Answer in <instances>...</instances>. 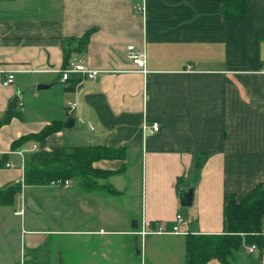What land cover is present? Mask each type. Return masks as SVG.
<instances>
[{"label":"crops","instance_id":"1","mask_svg":"<svg viewBox=\"0 0 264 264\" xmlns=\"http://www.w3.org/2000/svg\"><path fill=\"white\" fill-rule=\"evenodd\" d=\"M225 8L226 0H0V118L14 113L0 125V150L15 164L0 166V187L22 184L0 204V264H184L188 232L223 233L228 195L264 188V0H246L243 18ZM130 45L145 53L147 71ZM73 61L101 71L63 80L58 69ZM54 121L62 129L12 147ZM153 121L154 132L145 127ZM93 145L125 156L95 160L94 179L24 182L31 152ZM191 185L185 216L180 190ZM177 213L187 233L139 232L170 230ZM251 246L227 264H264V248Z\"/></svg>","mask_w":264,"mask_h":264},{"label":"trees","instance_id":"2","mask_svg":"<svg viewBox=\"0 0 264 264\" xmlns=\"http://www.w3.org/2000/svg\"><path fill=\"white\" fill-rule=\"evenodd\" d=\"M225 14L229 18H243L246 14V0H226ZM90 32L83 41L89 40ZM14 115L8 111L0 118V125L8 122ZM63 122L54 121L40 131L23 134L12 143L13 148L29 140H44L50 133L62 129ZM123 147L109 145L78 146L57 150H37L25 159L24 182L42 184L56 179H67L75 175H86L98 171L93 162L101 158H123ZM0 160V166L7 160ZM201 162L197 164L200 166ZM93 186V185H92ZM90 187V186H87ZM22 189L20 182L0 187V204L13 202L15 195ZM264 213V188L262 184L250 189L242 198L230 193L224 205L226 231L218 234H186V255L184 264H205L211 258H219L227 264L235 251L243 243L264 248V231L262 216Z\"/></svg>","mask_w":264,"mask_h":264},{"label":"built area","instance_id":"3","mask_svg":"<svg viewBox=\"0 0 264 264\" xmlns=\"http://www.w3.org/2000/svg\"><path fill=\"white\" fill-rule=\"evenodd\" d=\"M129 56L131 58H133L134 60L137 61L138 65L142 66L143 69L145 71H147V69L145 68L146 66V57H145V53L142 51H136L134 45H130L129 46ZM16 69L13 70H9L4 74L3 77V84L4 85H9L11 84L16 77ZM100 69L97 68H91L89 67L87 64H85L84 62H80V61H73L71 63H69L67 66H64L60 69H58V72L60 73V76L63 80H67L70 75L73 72H81L84 73L85 75L89 76V77H96L99 73H100ZM260 72H264V56H263V63L261 68L259 69ZM76 106V102L75 101H70L69 102V109H73ZM1 115V114H0ZM145 127L149 128L151 131H156L159 129L160 124L159 121H153L150 124H146ZM38 147L36 146V144H34L31 148V150H36ZM25 149H20L18 152L23 153ZM29 150V149H28ZM5 152L0 150V160H2L4 158ZM4 166H15L14 162L6 160L3 163ZM53 183L56 184H65V185H69L70 184V180L69 179H56L52 181ZM184 220V216L182 213H177L176 215V222L175 224H173L172 229H168L167 226L163 223H161L159 226H157L154 229H150L148 227H145V224H143L141 230L139 231L142 235H146L147 233L150 232H156V233H160V232H174V233H187L186 230H182L180 228V223ZM255 245H252L250 247V249H253ZM19 264H25V260L24 258L20 259V263Z\"/></svg>","mask_w":264,"mask_h":264},{"label":"water","instance_id":"4","mask_svg":"<svg viewBox=\"0 0 264 264\" xmlns=\"http://www.w3.org/2000/svg\"><path fill=\"white\" fill-rule=\"evenodd\" d=\"M48 84H39V88L46 87ZM18 96H14V98L11 100L9 104V108H15L18 104ZM74 124V118L71 116H68L66 118V125L67 126H72ZM180 199H181V204L182 205H192L193 204V199H194V186H189V188L185 189L182 188L180 190Z\"/></svg>","mask_w":264,"mask_h":264},{"label":"rangeland","instance_id":"5","mask_svg":"<svg viewBox=\"0 0 264 264\" xmlns=\"http://www.w3.org/2000/svg\"><path fill=\"white\" fill-rule=\"evenodd\" d=\"M101 173V172H100ZM98 171H94V172H89L88 174V177L90 178V179H94V177H96V176H100L101 174H100ZM185 189H187V188H185ZM181 206H182V208H183V212H184V215L186 216V215H189L188 213H190V210H191V208L193 207V205H187V206H185V205H182L181 204ZM184 216V217H185Z\"/></svg>","mask_w":264,"mask_h":264}]
</instances>
